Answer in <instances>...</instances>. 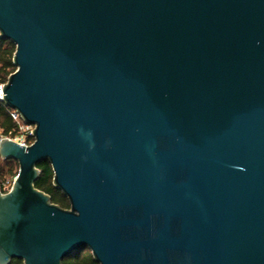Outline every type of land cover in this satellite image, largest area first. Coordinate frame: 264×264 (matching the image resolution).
<instances>
[{
	"label": "water",
	"instance_id": "water-1",
	"mask_svg": "<svg viewBox=\"0 0 264 264\" xmlns=\"http://www.w3.org/2000/svg\"><path fill=\"white\" fill-rule=\"evenodd\" d=\"M0 37V264H264V0H0Z\"/></svg>",
	"mask_w": 264,
	"mask_h": 264
},
{
	"label": "trees",
	"instance_id": "trees-1",
	"mask_svg": "<svg viewBox=\"0 0 264 264\" xmlns=\"http://www.w3.org/2000/svg\"><path fill=\"white\" fill-rule=\"evenodd\" d=\"M15 50L14 44L0 37V83L4 82L7 76L15 70L12 63V57ZM17 124L9 116L6 107L0 102V131L5 135H14ZM37 167L40 170L34 186L50 196L51 202L58 204L63 208H69V202L62 192L53 186V172L51 166L46 161H41ZM18 172V164L14 159H3L0 157V180L12 178ZM10 264H23L21 259L13 258ZM61 264H98L94 261L90 250L87 247L80 248L65 256Z\"/></svg>",
	"mask_w": 264,
	"mask_h": 264
},
{
	"label": "built area",
	"instance_id": "built-area-1",
	"mask_svg": "<svg viewBox=\"0 0 264 264\" xmlns=\"http://www.w3.org/2000/svg\"><path fill=\"white\" fill-rule=\"evenodd\" d=\"M5 81L0 83V102L3 105H4L3 98H2L3 93H1V90H2V87L5 83ZM5 107H6V111L8 112L9 116L16 122L17 129H16V133L14 135H10V134L5 135L0 131V140L3 138H8V139H12V140L16 141L21 146L29 145L33 141V137H32L33 125L24 122L21 119L19 113L15 109L9 108L7 106H5ZM14 177L4 178V179L0 180V192L1 193H5V192H8L10 190L11 185H12L13 180H14Z\"/></svg>",
	"mask_w": 264,
	"mask_h": 264
},
{
	"label": "rangeland",
	"instance_id": "rangeland-1",
	"mask_svg": "<svg viewBox=\"0 0 264 264\" xmlns=\"http://www.w3.org/2000/svg\"><path fill=\"white\" fill-rule=\"evenodd\" d=\"M8 178V177H7Z\"/></svg>",
	"mask_w": 264,
	"mask_h": 264
}]
</instances>
